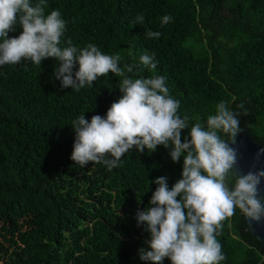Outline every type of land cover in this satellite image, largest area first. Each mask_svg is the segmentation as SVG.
I'll return each mask as SVG.
<instances>
[{"label": "trees", "instance_id": "1", "mask_svg": "<svg viewBox=\"0 0 264 264\" xmlns=\"http://www.w3.org/2000/svg\"><path fill=\"white\" fill-rule=\"evenodd\" d=\"M46 4V14L59 10L66 20L64 40L119 54L133 78L165 76L181 116L205 123L220 101L231 109L240 102L254 117L245 123L249 133L264 138V0ZM140 14L143 24L135 23ZM165 15L173 19L161 26ZM148 30L161 36L146 38ZM20 32L17 25L9 37ZM145 54L154 55L155 70L139 65ZM58 67L54 58L40 67L26 60L0 66V264H148L138 255L147 250L148 233L135 213L155 191L149 181L163 176L171 188L181 178L183 158L173 163L157 146L152 153L133 148L111 170L73 164L72 122L82 114L104 116L121 96L120 78L109 73L77 92L61 88L53 76ZM239 215L225 220L217 237L226 257L221 264H263L264 253L241 238Z\"/></svg>", "mask_w": 264, "mask_h": 264}, {"label": "clouds", "instance_id": "2", "mask_svg": "<svg viewBox=\"0 0 264 264\" xmlns=\"http://www.w3.org/2000/svg\"><path fill=\"white\" fill-rule=\"evenodd\" d=\"M46 7V0H0V66L26 60L40 67L43 60L54 58L59 64L54 78L61 88L77 92L109 73L119 77L121 96L104 116L87 120L82 114L72 122L71 161L82 168L91 162L111 170L133 148L152 153L157 146L168 150L173 163L183 158L181 178L171 188L163 176L149 181L155 191L148 206L135 213L137 226L148 233L147 250L138 249L139 259L148 264H162L165 258L170 264H221L226 257L217 237L223 222L237 210L249 221L264 219L259 195L264 170L237 174V151L229 146L241 131L239 117L247 115V110L238 111L244 104L232 110L220 101L205 123L181 116L180 101L170 94L165 76L133 78L128 75L133 67H121L119 54H105L91 43L74 46L71 39H63L67 22L61 12L46 14ZM172 19L163 16L161 26ZM135 23H144L143 14ZM17 25L20 34L9 37ZM144 35L159 38L161 33L148 30ZM139 65L157 67L154 55L147 54L139 57ZM192 119L196 122L190 124Z\"/></svg>", "mask_w": 264, "mask_h": 264}, {"label": "water", "instance_id": "3", "mask_svg": "<svg viewBox=\"0 0 264 264\" xmlns=\"http://www.w3.org/2000/svg\"><path fill=\"white\" fill-rule=\"evenodd\" d=\"M219 1V0H213ZM240 102L232 105V110H237L236 106ZM241 113V109H239ZM241 131L235 137V142L229 144L230 147L237 151V174L243 175L249 171L264 170V138H256L247 130L245 123L254 121L251 113L241 115L240 117ZM259 195L264 202V180L259 185ZM239 220L236 224L241 238L249 244H252L259 252L264 253V219L259 222L249 221L240 213ZM264 264V263H263Z\"/></svg>", "mask_w": 264, "mask_h": 264}]
</instances>
